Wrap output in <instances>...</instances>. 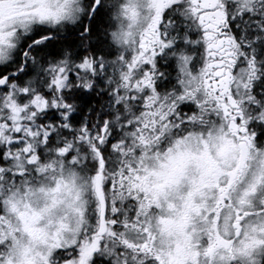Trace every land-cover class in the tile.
I'll return each instance as SVG.
<instances>
[{
	"label": "snow or ice",
	"instance_id": "6c2138e0",
	"mask_svg": "<svg viewBox=\"0 0 264 264\" xmlns=\"http://www.w3.org/2000/svg\"><path fill=\"white\" fill-rule=\"evenodd\" d=\"M0 264H264V0H0Z\"/></svg>",
	"mask_w": 264,
	"mask_h": 264
}]
</instances>
